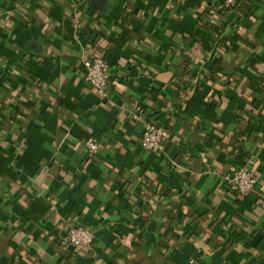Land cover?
<instances>
[{"label": "crops", "instance_id": "0c3cea01", "mask_svg": "<svg viewBox=\"0 0 264 264\" xmlns=\"http://www.w3.org/2000/svg\"><path fill=\"white\" fill-rule=\"evenodd\" d=\"M79 1L0 0V264H264V99L251 108L247 81L264 88V0L233 28L219 0ZM94 56L105 98L84 80ZM141 109L168 129L162 154L138 145ZM240 167L246 197L221 180ZM76 223L89 250L59 244Z\"/></svg>", "mask_w": 264, "mask_h": 264}, {"label": "built area", "instance_id": "2783aa9c", "mask_svg": "<svg viewBox=\"0 0 264 264\" xmlns=\"http://www.w3.org/2000/svg\"><path fill=\"white\" fill-rule=\"evenodd\" d=\"M227 6H232L236 0H219ZM80 1L77 0V3ZM230 14V11H227ZM84 80L100 97L105 98L109 88V65L103 57L94 56L91 58H83L81 61ZM131 119L139 122L142 126V132L138 140V145L144 151L154 154H162L169 137L168 129L165 125L142 118L138 113L131 115ZM83 147L87 157H93L99 148L98 140L93 136H88L83 141ZM173 167H178L173 164ZM223 185L227 192L237 195L238 197H246L255 191L257 179L252 170L240 167L234 169L229 174L221 176ZM92 232L80 225L72 224L58 237L61 246H69L75 249L89 250L93 244Z\"/></svg>", "mask_w": 264, "mask_h": 264}, {"label": "trees", "instance_id": "16d2710c", "mask_svg": "<svg viewBox=\"0 0 264 264\" xmlns=\"http://www.w3.org/2000/svg\"><path fill=\"white\" fill-rule=\"evenodd\" d=\"M253 3H254V0H236L235 3L232 6H227L226 4H224V2H220L219 8H218V13L219 14H225V13H227V11H230V15H229L230 18L229 19H230V23H232L230 27L233 28L234 25H238L239 24V21H240V19H242V17H245V15L248 13V11L252 8ZM238 8H239V11H238L239 14L238 15H236V14L234 15L233 12L236 11V9H238ZM200 25L202 27H205V24L203 22H201ZM207 30L210 31V27H209V29L207 27ZM218 46H222V45L219 44ZM183 74L190 76L191 75L190 68L189 67H185L184 70H183ZM213 74H215V73L212 72V71H209V72H201L199 74V76H196V79L199 77L198 82H197L198 83L197 84L198 87H203V88L204 87H209L207 85V81L210 80V79H213ZM239 79H240L239 73L238 74H235V73L232 74V76L230 78L225 79V81H226L225 82V87L228 88V89L234 90L236 88V86H237V82L239 81ZM247 79H248L247 80L248 81V87L251 90H257L259 92V94H258V96L256 98H253L252 100L249 101V105L253 109L260 102L263 101V99H264V88L259 84V81L257 80V78L251 77V78H247ZM175 88L177 89L178 92L181 93L182 90L185 89V88L191 89L192 88V85H191V82L190 81H186L184 83H182V82L179 83L177 85V87H175ZM182 98H185V96L182 97ZM187 101H189V100H187ZM237 108H238L239 111L241 110L240 106H238ZM134 112H136V111H134ZM134 112L132 114H134ZM140 115L141 116H144V117H149L150 114H148L147 111L141 109L140 110ZM87 137H88V135L84 138V140ZM208 143H209V140L207 141V143L204 146L197 148L195 151L198 152L199 154L201 152L206 151L205 148H208ZM181 152H182V150L177 155V157L181 156ZM189 154L190 155L192 154V150L189 151ZM190 155H189V157H190ZM89 159H90V157H87V160H89ZM183 163H184V161L180 157L179 159H177V161H176L175 164L177 166H181ZM234 169H236V168H233V169L227 171L224 174H229Z\"/></svg>", "mask_w": 264, "mask_h": 264}]
</instances>
